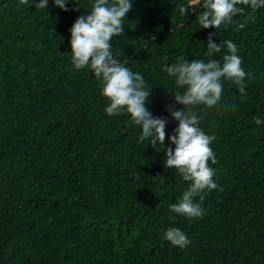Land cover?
<instances>
[{
    "label": "trees",
    "instance_id": "trees-1",
    "mask_svg": "<svg viewBox=\"0 0 264 264\" xmlns=\"http://www.w3.org/2000/svg\"><path fill=\"white\" fill-rule=\"evenodd\" d=\"M35 2L0 0V264H264V123L254 122L264 121V7L238 5L244 14L215 29L196 21L203 0L194 11L189 0H131L124 34L110 41L151 89V114L167 118L165 146L177 126L166 106L181 109L173 94L184 91L166 65L219 60L229 40L250 73L245 96L221 78L215 106H185L215 137L219 186L190 220L168 208L190 182L165 168L163 145L139 141L126 111L109 116L90 67L73 66L69 29L95 0H68L67 11ZM210 33L222 45L214 56ZM169 227L190 243L163 239Z\"/></svg>",
    "mask_w": 264,
    "mask_h": 264
},
{
    "label": "clouds",
    "instance_id": "clouds-1",
    "mask_svg": "<svg viewBox=\"0 0 264 264\" xmlns=\"http://www.w3.org/2000/svg\"><path fill=\"white\" fill-rule=\"evenodd\" d=\"M22 5H30L34 0H19ZM55 6L67 11L68 0H54ZM201 0H189L188 7L192 10ZM238 5L250 6L253 11L264 7V0H203L196 21L201 28L213 27L233 23V17L244 14L245 9ZM36 8H46L47 0L35 2ZM132 8L131 0H95L88 14L76 18L69 29L70 48L74 68L90 67L100 84L101 95L109 101L104 109L109 115H118L126 111L130 114L133 124L141 127L139 141L148 140L154 147L163 145L165 151V168H175L183 180L189 181L176 203H170L168 208L187 218H202L204 209L202 203L206 192L218 189L213 177L215 171L209 166L217 163L210 144L214 136L205 134L199 127V117L196 112L185 110V106L204 105L215 106L221 99L223 87L222 79L232 81L238 86L241 96H245L246 73L241 67V59L237 55L236 45L229 40L223 41L228 52L222 58L210 59L204 62L199 59L188 60L179 57L178 62L166 65L164 71L176 78L177 86L184 88L181 93L173 94L174 101L183 105L174 110L172 105L166 106L172 119L177 121L173 134L168 136L170 145L165 146V128L168 123L165 117H154L146 102L151 95V89L146 90L145 81L141 74L132 72L113 57L111 39L113 36L124 34V19ZM75 10V9H73ZM179 11L185 15L186 6H179ZM194 11V10H193ZM248 17H245L247 20ZM238 28H244L239 23ZM210 33L207 41V55L214 56L221 52V43H214ZM167 60L168 57H163ZM257 125L264 123L259 118L254 121ZM158 149L157 151H159ZM222 191V188H219ZM199 197V202L196 197ZM163 239L173 246L186 247L190 240L179 228L169 227L163 233Z\"/></svg>",
    "mask_w": 264,
    "mask_h": 264
}]
</instances>
